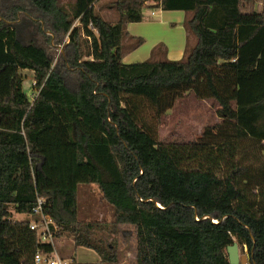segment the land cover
<instances>
[{
	"label": "trees",
	"instance_id": "16d2710c",
	"mask_svg": "<svg viewBox=\"0 0 264 264\" xmlns=\"http://www.w3.org/2000/svg\"><path fill=\"white\" fill-rule=\"evenodd\" d=\"M101 1L0 0V264L55 253L31 229L41 215L56 241L118 264L117 239L97 236L108 225L79 219L82 185L98 186L116 224L135 227L136 264H230L235 243L264 264V0H112L114 21ZM151 2L185 12V55L169 60L160 44L125 64L145 43L125 47L127 26ZM32 10L38 43L16 28ZM190 94L215 101L222 122L191 144L160 140L156 123Z\"/></svg>",
	"mask_w": 264,
	"mask_h": 264
},
{
	"label": "rangeland",
	"instance_id": "374dc122",
	"mask_svg": "<svg viewBox=\"0 0 264 264\" xmlns=\"http://www.w3.org/2000/svg\"><path fill=\"white\" fill-rule=\"evenodd\" d=\"M76 0H59L60 3L73 4ZM112 0H102L98 8H102V16L108 21L116 20V12L104 8ZM260 4L257 5V8ZM32 10V15L22 17L16 28L18 30L19 38L22 41L34 40L37 43L42 39L40 32V24L42 22L40 17H37ZM67 39L60 46L58 52L54 55V67L59 63L61 53L65 51V44ZM190 46V47H194ZM27 81L31 83L34 80L32 72H24ZM27 93L32 99H35L37 93L31 91ZM218 105L213 100H198L193 94L188 95L185 99L177 102L175 108L170 110L168 114L161 118L157 124L160 140L164 142L181 141L184 144H191L198 141L208 127H213L222 122L218 115ZM146 116L152 117L149 111H146ZM18 220L23 219L21 215H15ZM79 219L81 223L92 224H107L108 232H98L97 236L107 239L113 236L117 239L119 254L118 264H136L137 261V236L136 229L129 225H118L114 219L113 208L102 199V194L97 185H82L79 189ZM111 234V235H110ZM63 239L67 240V237ZM240 246V245H239ZM55 247L59 253L58 242H55ZM75 249V248H74ZM60 254V253H59ZM76 258V251H72ZM97 255L96 253H94ZM241 255H249L248 248L240 246ZM99 255V254H98ZM61 256V255H60ZM78 260L75 264H92V253L87 249H81L77 254ZM104 264V263H101Z\"/></svg>",
	"mask_w": 264,
	"mask_h": 264
},
{
	"label": "crops",
	"instance_id": "0c3cea01",
	"mask_svg": "<svg viewBox=\"0 0 264 264\" xmlns=\"http://www.w3.org/2000/svg\"><path fill=\"white\" fill-rule=\"evenodd\" d=\"M155 3L151 2L147 8L144 9V20L139 23H131L127 26V31L131 39L126 41L125 47L132 42V37L143 38L145 43L135 50H127L123 62L125 64H136L147 61L152 56V51L157 45H164L166 48L167 58L172 61H179L183 59L188 35L184 26L185 12L183 11H164L154 7ZM34 74V73H33ZM58 255L65 260H74L77 263V254L81 249L85 248L92 253V264H101L102 259L98 253L87 247H77L72 238L58 239ZM75 248V249H74ZM76 251V258L72 254ZM96 253L97 255H95Z\"/></svg>",
	"mask_w": 264,
	"mask_h": 264
},
{
	"label": "built area",
	"instance_id": "2783aa9c",
	"mask_svg": "<svg viewBox=\"0 0 264 264\" xmlns=\"http://www.w3.org/2000/svg\"><path fill=\"white\" fill-rule=\"evenodd\" d=\"M35 84V79L31 83L26 79L24 82V88L26 91L28 90V92H30ZM42 204L43 202L39 200V207L35 210L36 213H42ZM51 224H53V222L49 217L41 215L40 220L31 222V229L38 232L40 240L43 243H49L55 247L56 240L51 229ZM34 264H75V261L62 259L55 250V253L53 254H37Z\"/></svg>",
	"mask_w": 264,
	"mask_h": 264
},
{
	"label": "water",
	"instance_id": "95a60500",
	"mask_svg": "<svg viewBox=\"0 0 264 264\" xmlns=\"http://www.w3.org/2000/svg\"><path fill=\"white\" fill-rule=\"evenodd\" d=\"M227 252L229 255L230 264H250L252 256L250 254L241 255L240 246L238 243L229 246Z\"/></svg>",
	"mask_w": 264,
	"mask_h": 264
},
{
	"label": "flooded vegetation",
	"instance_id": "af4514ba",
	"mask_svg": "<svg viewBox=\"0 0 264 264\" xmlns=\"http://www.w3.org/2000/svg\"><path fill=\"white\" fill-rule=\"evenodd\" d=\"M19 35V34H18Z\"/></svg>",
	"mask_w": 264,
	"mask_h": 264
}]
</instances>
